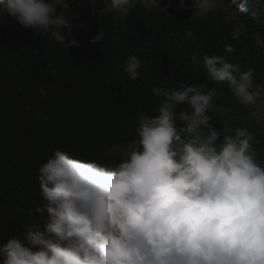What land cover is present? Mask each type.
<instances>
[{
    "label": "clouds",
    "instance_id": "9594fccd",
    "mask_svg": "<svg viewBox=\"0 0 264 264\" xmlns=\"http://www.w3.org/2000/svg\"><path fill=\"white\" fill-rule=\"evenodd\" d=\"M142 2L161 9V0ZM69 3L0 0V16L64 49L79 47L63 34L72 33ZM100 3L98 14L123 22L137 0ZM192 7L208 14L216 2ZM104 39L101 28L90 43ZM192 62L206 67L215 86L169 80L152 87L159 106L154 114L138 110L135 138L108 157L117 163L53 150L37 175L43 229L26 225L0 244V264H264V164L253 147L260 141L247 127L215 130L209 115L225 84L238 103L256 105L253 74L221 55L194 51ZM143 65L130 55L120 68L135 82L147 78ZM40 95L47 99L44 88Z\"/></svg>",
    "mask_w": 264,
    "mask_h": 264
},
{
    "label": "trees",
    "instance_id": "16d2710c",
    "mask_svg": "<svg viewBox=\"0 0 264 264\" xmlns=\"http://www.w3.org/2000/svg\"><path fill=\"white\" fill-rule=\"evenodd\" d=\"M224 2L242 23L241 34L218 9L204 18L192 6L181 14L179 0H164L161 9L137 1L123 22L98 14L100 0H70L72 33L63 34L80 46L68 49L49 34L37 35L0 16V244L26 225L43 229L36 212L42 203L37 175L53 150L117 163L107 154L135 138L138 110L154 114L159 106L152 87L169 80L173 86L180 80L215 86L206 67L192 62L194 51L226 56L241 72L251 71V91L264 94V54L256 37L264 41V0ZM241 5L245 15L238 13ZM101 28L105 39L90 43ZM189 31L194 39L187 37ZM226 44L236 52H225ZM130 55L144 62L147 78L133 82L122 72L120 65ZM41 88L47 99L40 95ZM223 90L213 105L230 108L231 119L216 121L210 111L214 129L226 128L232 134L235 128L247 127L260 141L253 147L264 163V132L253 111L238 103L226 84Z\"/></svg>",
    "mask_w": 264,
    "mask_h": 264
},
{
    "label": "rangeland",
    "instance_id": "374dc122",
    "mask_svg": "<svg viewBox=\"0 0 264 264\" xmlns=\"http://www.w3.org/2000/svg\"><path fill=\"white\" fill-rule=\"evenodd\" d=\"M137 1H141V3L147 7V8H151L149 6H147L145 3L142 2V0H137ZM164 0H161V2ZM186 2V7L179 9V12L181 14H184L188 11V9L193 5L194 0H185ZM216 2V8L222 12V14L228 18L230 21H232L233 27L236 30L237 34H241L244 30H243V25L242 23L239 21V19L236 16V13L234 11H232L230 8H228V6L225 4L224 0H215ZM199 17L204 18V17H209L210 13L208 14H200L198 13ZM257 41H258V47L261 53L264 54V41L262 39V37L260 35H257ZM248 109H251L253 111V114L255 116V119L257 121V124L260 125V127L262 128L263 132H264V94L263 93H258V98H257V104L256 105H252V106H247ZM213 116L215 118L216 121H230L231 116V109L230 108H223V107H214L213 109ZM211 110V111H212ZM237 121H240L241 123L245 124L246 122L240 118L237 117ZM251 125V124H249ZM123 146L124 145H118L115 148H113L110 152H108L107 157H111L114 153H120L123 150ZM256 155H257V151H256ZM258 157V155H257ZM258 163L264 164L262 162H260L257 159Z\"/></svg>",
    "mask_w": 264,
    "mask_h": 264
}]
</instances>
